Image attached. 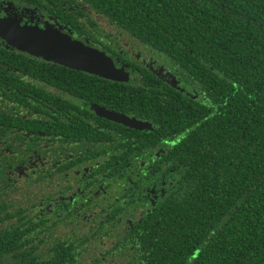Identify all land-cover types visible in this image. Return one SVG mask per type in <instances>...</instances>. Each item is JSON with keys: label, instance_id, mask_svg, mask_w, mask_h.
Segmentation results:
<instances>
[{"label": "trees", "instance_id": "1", "mask_svg": "<svg viewBox=\"0 0 264 264\" xmlns=\"http://www.w3.org/2000/svg\"><path fill=\"white\" fill-rule=\"evenodd\" d=\"M16 1L64 21L114 60L123 58L109 48L114 36L97 27L119 26L163 53L178 79L147 72L131 88L70 74L77 96L116 108L125 99L149 120L137 129L100 117L127 133L91 134L121 147L131 139L151 164L145 182L143 173L134 178L127 170L117 179L133 185V178L141 191L122 197L129 201L121 220L92 222L82 205L90 199L79 192L77 206L61 201L72 206L61 217L55 199L43 200L45 189L56 192L53 170L29 175L24 185L22 172L48 152L56 162L64 141L85 137L46 132L99 127L59 120L57 108L66 102L57 90L70 69L0 41V264H264V0ZM173 168L177 189L159 199L156 185ZM95 228H106L108 245L89 246Z\"/></svg>", "mask_w": 264, "mask_h": 264}, {"label": "flooded vegetation", "instance_id": "2", "mask_svg": "<svg viewBox=\"0 0 264 264\" xmlns=\"http://www.w3.org/2000/svg\"><path fill=\"white\" fill-rule=\"evenodd\" d=\"M19 3L21 4L20 1L16 0H0V17L17 18L26 26L54 27L62 32L72 35L76 39L82 41L86 40V36L82 35L80 31L71 28V26L65 24L64 21L45 12L38 6H25L24 4L19 5ZM112 27L117 33L112 30H107L102 24H100V28L98 24L97 28L105 34L109 33L107 31H110L109 34L111 37L114 36V40L112 41L113 38L110 41L107 40L109 48H116L124 58L121 59L120 57H115L117 66L123 70L120 74L121 77L115 82L130 84L131 88H134L138 86L143 78H146L147 74L145 73L147 72H151V75L158 80L169 83L176 81L175 78H177V76L175 70L171 66H166L167 64L165 63V60L167 59L163 53L155 52L149 45L140 40L132 39L131 35H129L123 28L119 26ZM90 31L93 32H89L90 35L95 34V36L100 39L104 38L102 35H97L94 30L90 29ZM91 43H93L92 40ZM146 54L151 56L149 61ZM65 67L71 71L68 76L66 74L62 78V85H66L64 87H59L57 90L58 96L66 102L64 105L61 104V106L57 108L59 120L70 121L76 124L85 123L88 126L93 124L99 127V129L76 128L65 130L64 126H62V129L60 128L59 130L46 132L57 133L60 137H63L62 133H85V137L81 140L77 139L71 142L68 140L64 141V146L57 148L58 158L56 157V162H53V158L50 155L51 152H48L36 165V168L28 169L26 173L22 172L23 176L21 177L20 183L23 182L24 185L29 181V175L31 174L36 175L41 172H52L50 171L51 169L56 177L53 181L56 184V192L52 189H45L42 191L43 194H46V197H43V200L49 197L55 199L56 212L59 216L66 217L68 212L72 210V206H77L75 205L77 204V200L73 197L79 192L86 194L85 197L90 199V201L88 200L82 204L84 205V216L89 220L95 223L99 222L98 219L116 217L115 215H118L121 220L122 217L127 216L125 215V212L127 211L126 207L129 201L122 200V197L128 198L131 196H139L141 191L140 187H137L136 185V180L133 178H131L133 185H126L123 182L117 185V179L121 175H126L127 170L128 174H131L134 178L143 173V175L139 176V181L145 182L144 179H146L145 177L148 175L146 169L149 168L151 161L149 157L146 156V153L139 154V150L136 148L138 147L137 144H132V142H130L131 139L126 141V145L121 147L119 143L115 144L109 140L106 141L104 137H98L97 135L91 134L100 133V135L105 136L107 133H112L113 136L117 137L121 136L123 133H127L122 129L107 128L109 127V123L100 118L103 116L99 115L96 111V107H103L123 113L131 118H136L137 120L147 123H149V120L134 113L132 107L125 105L127 104L125 99L123 102L124 106H118L116 108L115 106L106 105V99L97 104L83 98L81 94L77 96L73 92L75 87L74 83H68L67 79L73 71L83 70L68 66ZM83 74L87 77H93L96 75L87 71H83ZM102 78L110 80L105 77ZM154 86L156 90L160 89L159 87H163L164 89V86H158L157 83H154ZM156 154L159 155V152H156ZM153 161L154 159H152V162ZM166 173L167 174L164 176V180L166 181H160V184L158 183L156 185L157 188L160 187L162 190L159 194V199L166 194L169 195L171 189L173 192L177 189L176 182L174 181L177 175L174 173V168ZM99 193L100 196H96ZM91 195H94L95 199H91ZM64 199H67L68 203L72 206L69 204L66 206L63 205L61 201ZM98 230L95 228L96 234H93L91 238H87L89 241L95 240V244L91 246L92 248L108 245L105 243L106 237H104L106 228L103 229V232H98ZM98 255L100 259H106L105 254L98 253Z\"/></svg>", "mask_w": 264, "mask_h": 264}, {"label": "water", "instance_id": "3", "mask_svg": "<svg viewBox=\"0 0 264 264\" xmlns=\"http://www.w3.org/2000/svg\"><path fill=\"white\" fill-rule=\"evenodd\" d=\"M0 41L21 52L49 62L77 68L111 79H119L120 69L105 51L74 38L54 27L26 26L14 17H0ZM99 115L137 129L149 123L126 114L96 107Z\"/></svg>", "mask_w": 264, "mask_h": 264}, {"label": "rangeland", "instance_id": "4", "mask_svg": "<svg viewBox=\"0 0 264 264\" xmlns=\"http://www.w3.org/2000/svg\"><path fill=\"white\" fill-rule=\"evenodd\" d=\"M93 17L96 19V20H98V21H100L101 19V17H98L96 14L95 15H93ZM103 26H105L106 28H107V30H112V31H114V28L111 26V25H107V24H102ZM107 32H110V31H107ZM115 33H117L116 31H114ZM146 57H147V59H148V61L150 60V58H151V56L149 55V54H146ZM92 233H95L96 234V232L94 231V232H91V234ZM95 244V240H93V241H90L89 242V246H92V245H94Z\"/></svg>", "mask_w": 264, "mask_h": 264}]
</instances>
